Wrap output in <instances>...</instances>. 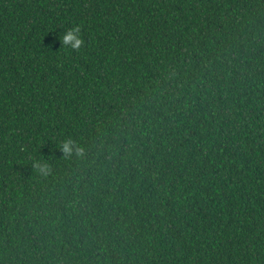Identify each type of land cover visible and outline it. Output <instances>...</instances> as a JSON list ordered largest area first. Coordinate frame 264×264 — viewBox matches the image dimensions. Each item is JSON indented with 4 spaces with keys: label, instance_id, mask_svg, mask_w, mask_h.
I'll list each match as a JSON object with an SVG mask.
<instances>
[{
    "label": "trees",
    "instance_id": "1",
    "mask_svg": "<svg viewBox=\"0 0 264 264\" xmlns=\"http://www.w3.org/2000/svg\"><path fill=\"white\" fill-rule=\"evenodd\" d=\"M0 264H264V0H0Z\"/></svg>",
    "mask_w": 264,
    "mask_h": 264
},
{
    "label": "clouds",
    "instance_id": "2",
    "mask_svg": "<svg viewBox=\"0 0 264 264\" xmlns=\"http://www.w3.org/2000/svg\"><path fill=\"white\" fill-rule=\"evenodd\" d=\"M59 39L61 42L60 48L79 51L84 45V40L81 36V26L79 25L67 29L62 36H59ZM59 149L65 158H70L73 155L77 157H83L85 155V148L72 138L65 139L59 146ZM32 167L42 175H47L51 171L46 162L34 161Z\"/></svg>",
    "mask_w": 264,
    "mask_h": 264
}]
</instances>
